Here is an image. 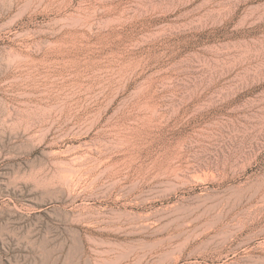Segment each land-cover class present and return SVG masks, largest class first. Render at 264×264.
Returning <instances> with one entry per match:
<instances>
[{
  "label": "rangeland",
  "instance_id": "1",
  "mask_svg": "<svg viewBox=\"0 0 264 264\" xmlns=\"http://www.w3.org/2000/svg\"><path fill=\"white\" fill-rule=\"evenodd\" d=\"M252 223L264 0H0V264H136Z\"/></svg>",
  "mask_w": 264,
  "mask_h": 264
},
{
  "label": "bare ground",
  "instance_id": "2",
  "mask_svg": "<svg viewBox=\"0 0 264 264\" xmlns=\"http://www.w3.org/2000/svg\"><path fill=\"white\" fill-rule=\"evenodd\" d=\"M212 211L213 208H210L203 215H209ZM214 218L217 219V217ZM215 223L220 225L222 222L217 220ZM253 224H242L238 229L229 233L225 227L220 228L221 239L215 247L209 244H200L197 248L186 252L190 247V242L186 241L176 248L161 246L159 248L152 247L147 251L133 249L124 254L121 259L125 262L131 255H138L139 250L142 255L138 256L136 264H144L147 255H151L155 259L145 264H179L181 262L185 264H264V230L252 232L250 226ZM244 233H246L244 237L235 246L220 252L214 260L207 261L208 254L215 252L220 246L238 239Z\"/></svg>",
  "mask_w": 264,
  "mask_h": 264
}]
</instances>
